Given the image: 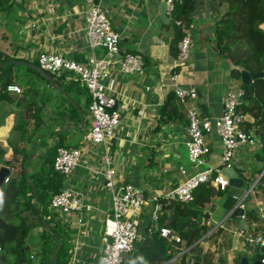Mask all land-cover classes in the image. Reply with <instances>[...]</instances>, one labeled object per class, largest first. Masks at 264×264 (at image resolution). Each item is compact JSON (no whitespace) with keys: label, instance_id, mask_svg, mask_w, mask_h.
<instances>
[{"label":"crops","instance_id":"0c3cea01","mask_svg":"<svg viewBox=\"0 0 264 264\" xmlns=\"http://www.w3.org/2000/svg\"><path fill=\"white\" fill-rule=\"evenodd\" d=\"M161 1L0 0L2 82L7 81V85L14 84L20 88L19 91L9 90L6 86L0 91V155L3 152L0 167L8 166V175L22 166V154L12 151L10 139L18 141L28 153L23 169L26 164L24 174L33 183L31 175L41 168L47 147L57 142L65 146L80 144L90 125L86 110L88 93L81 84L78 85V81L64 78L59 83L56 80L59 83V88H56L36 68L15 63L13 59L38 64L40 51L60 53L80 62L105 56L106 48L91 46L85 31L83 13L95 4L105 11L112 28L120 35L118 55L124 51H139L144 59L142 75L122 72L117 62L112 64L102 81L117 99L115 106L121 113L120 123L111 138L99 145L88 144L75 168L66 175H60V189L67 187L77 191L84 202L81 209L53 212V220L68 231V260L65 264H98L102 239L113 227L111 197L125 183L141 189L145 200L132 214L139 226V236L122 264H144L137 249L156 227L152 216L155 210H160L159 199L166 197L171 188L196 170L220 166L222 146L216 132L208 136L211 150L204 162L194 164L188 160L185 126L188 104L195 105L202 115H219L222 112V94L241 86L240 78L230 74L231 64L217 54L211 43L214 22L226 4L217 0H197L190 12L191 54L184 63H179L176 50L171 47L174 37L171 16L167 21L159 16ZM51 74L56 79L57 74ZM176 85L195 87L197 97L187 100L186 104L177 98V108L167 115L161 112V107L167 93ZM75 105L84 112L82 122ZM22 111L30 117L23 119ZM33 112L34 116H31ZM66 112L72 114L69 121L75 122L78 128L48 127L54 117ZM245 115V124L253 120L250 113ZM21 122L23 126L17 129ZM105 153L111 156L115 169L112 187L105 186L102 176L101 159ZM263 164L264 150L261 146H242L236 150L233 167L237 176L242 178L244 189L258 182ZM255 198L264 204L256 192ZM249 207L256 208L255 202H248ZM222 208L220 216H213L211 212L208 217L210 224L197 240L196 251L187 248L176 250L158 264H180L181 261L182 264H194L197 255L200 256L198 264H240L242 256H253L259 248L248 242L239 231L249 223L250 216L246 212L242 216L233 215L232 211L223 219V227H215L227 212ZM215 212L220 213V209ZM41 229L40 225L33 227L28 235L26 246L32 253L41 248L38 238Z\"/></svg>","mask_w":264,"mask_h":264},{"label":"built area","instance_id":"2783aa9c","mask_svg":"<svg viewBox=\"0 0 264 264\" xmlns=\"http://www.w3.org/2000/svg\"><path fill=\"white\" fill-rule=\"evenodd\" d=\"M181 1L165 0L166 13L171 16L175 4ZM83 17L89 44L91 46H105V56L93 58L89 62H80L55 52L40 51L37 55L38 64L42 68L51 73L63 75L66 79L78 81L85 87L89 95L86 110L90 125L83 134L80 144L75 146L59 145L56 148L53 166L56 171L63 175L70 173L75 168L88 144L95 146L105 143L114 135L120 123L121 113L119 108L115 106L117 99L107 90L102 81L107 76L112 64L117 62L119 70L125 73L139 75L144 73V59L141 52L124 51L120 56L118 55L120 35L112 28L108 15L99 5L95 4L88 7L84 11ZM191 26L192 24L189 23L183 28L184 34L178 41L177 60L179 63H184L191 54L193 46V39L189 33ZM117 56L118 59H115ZM7 89L20 90L14 84L7 85ZM174 92L180 102L185 104L187 100L197 97V90L193 86L176 85ZM243 98L244 88L242 86L227 90L221 96L222 112L216 116L200 114L193 104L186 106L187 123L185 130L187 139L185 144L187 158L191 163L200 164L204 162L205 156L211 150L208 136L213 132L218 134L222 146L219 154L221 167L233 166L235 152L238 148L262 145L259 134L246 129V115L239 109ZM101 160L104 184L107 187H112L115 169L111 156L105 153ZM180 169L182 172L185 171L183 167ZM262 172H264V164L259 176ZM7 179L8 176L4 178V181ZM207 181L225 190L229 185V178L219 167H206L196 170L176 184L166 193V198L181 201L192 200L195 189ZM255 182L244 190L236 201L235 207L239 206L247 210L248 202H255L260 215L259 218L262 221L250 219L247 226L245 228L240 227L239 231L244 234L248 242L260 248L264 247V204L259 203L255 198ZM144 200V192L132 183H125L113 192L111 197L113 227L102 239L103 247L98 264H122L125 255L134 248L139 236V226L132 218V214L141 207ZM83 205L84 202L77 191L64 187L52 196L49 207L52 212L65 213L81 209ZM233 210L234 208L227 210L224 218L215 223V227H223V219L227 218ZM152 217L156 223L157 210ZM206 224H210L209 219L206 220ZM159 233L171 240L179 241L180 239L177 232L169 226H160ZM30 259V261L26 260L20 264H35L34 253L30 254ZM261 261L264 263V256Z\"/></svg>","mask_w":264,"mask_h":264},{"label":"trees","instance_id":"16d2710c","mask_svg":"<svg viewBox=\"0 0 264 264\" xmlns=\"http://www.w3.org/2000/svg\"><path fill=\"white\" fill-rule=\"evenodd\" d=\"M217 1L225 3L226 8L214 22L211 43L217 54L231 64L230 74L239 79L242 69L264 71V0ZM196 3L197 0H182L175 4L171 12L170 24L174 28L171 47L176 53L178 41L184 34L183 26L190 23L192 19L190 12ZM3 73L4 71L0 72V91L5 90L7 86V81L2 82ZM56 80L59 83L63 82V75H57ZM241 86L244 88V98L239 109L253 116V120L245 124L246 129L259 134L261 149L264 150V76L255 78L250 84L241 82ZM177 103L174 90H170L161 112L170 114V110L177 108ZM24 112L22 111L23 119L30 117L25 116ZM31 116H34V112ZM22 126L23 122L16 128L20 129ZM10 144L15 154H22V166L7 175L8 179L0 186V263L20 264L26 260L30 261L32 251L25 248L27 238L32 228L40 225L42 229L38 233V238L41 248L34 253L35 264H49L50 255L54 250H57L55 264H65L68 260V231L53 220L54 213L49 207L52 196L60 190L61 174L54 169L53 160L57 146L62 144L57 142L47 147L42 157L41 168L31 175L37 189L38 202L35 201L27 175L24 174L23 162L28 153L18 141L10 139ZM225 192V189L207 181L195 189L192 200L160 198L156 227L137 249L144 264H158L176 250L187 248L196 251L197 240L208 229L206 220L215 208V199L222 197ZM255 192L264 200V172L255 185ZM39 210L45 217L47 225L43 224ZM246 215L250 216V219L262 221L255 207L247 208ZM162 225L175 230L180 237L179 241H169L163 237L159 233V227ZM215 235L216 233L213 234ZM182 263L183 261L180 262Z\"/></svg>","mask_w":264,"mask_h":264},{"label":"water","instance_id":"95a60500","mask_svg":"<svg viewBox=\"0 0 264 264\" xmlns=\"http://www.w3.org/2000/svg\"><path fill=\"white\" fill-rule=\"evenodd\" d=\"M2 1L7 2L8 0H2ZM159 16L164 21H167L169 19V15L166 13V2H165V0H162L159 4ZM12 61L15 63L25 64V65H29L31 67L36 68L46 78H48L56 86V88H59V83L56 82L55 77L50 72H48L44 68H42L39 64H35V63L29 62L27 60L13 59ZM260 76H264V71H256L255 72V71H248L246 69H242L241 73H240V80L243 84H250L255 78L260 77ZM70 100H71V98H70ZM75 106H76V110H77L79 119L82 122L83 117H84V112L82 111V109L78 105H75ZM71 116H72V114L70 112H66L64 114L60 113L49 122L48 127L51 128L52 126H58V127L65 126V128H64L65 130H68L69 126H73V127L78 128L79 126L75 122L69 121V118H71ZM60 120H62L63 123ZM6 162L8 163L9 161L7 160ZM219 168L229 178V185L226 188V193H225V197H224L223 202H222V206L226 210H230V209L234 208L233 215H241L242 216L246 210L239 207V206L235 207V203L245 190L243 188L244 182H243L242 178L237 176V171L235 170V168L233 166H231V167L219 166ZM24 169H25L24 172L26 173V164L24 165ZM8 173H9V167L8 166L4 165V166L0 167V186L4 181V178L8 175ZM27 181L32 188V191H33L34 196H35V200L37 202L38 197H37L36 186L31 182V180L28 179ZM39 215L41 217L43 224L47 225V221H46L45 217L43 216V214L40 210H39ZM242 220H244L243 217H242ZM245 226H247V224H245ZM146 227H148V225ZM25 248H28V246H26ZM56 253H57V250H54L51 253L49 264H55ZM263 256H264V247H260L253 254V256H251V257L242 256L240 258L239 263L240 264H264L261 261ZM199 259H200L199 255L195 256L194 264H198Z\"/></svg>","mask_w":264,"mask_h":264},{"label":"rangeland","instance_id":"374dc122","mask_svg":"<svg viewBox=\"0 0 264 264\" xmlns=\"http://www.w3.org/2000/svg\"><path fill=\"white\" fill-rule=\"evenodd\" d=\"M64 78H65V77L63 76V79H64ZM88 100H89V95H88ZM78 145H79V144H78ZM225 193H226V192H225ZM224 197H225V194H224L222 197L215 199V208H214V210L212 211V215H213V216H220V215L223 213L222 201H223ZM216 209H220V213L215 212Z\"/></svg>","mask_w":264,"mask_h":264}]
</instances>
